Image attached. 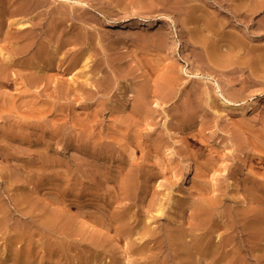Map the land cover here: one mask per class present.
Masks as SVG:
<instances>
[{
  "label": "rangeland",
  "instance_id": "1",
  "mask_svg": "<svg viewBox=\"0 0 264 264\" xmlns=\"http://www.w3.org/2000/svg\"><path fill=\"white\" fill-rule=\"evenodd\" d=\"M86 1H88L90 4L89 6H87L89 18L84 19L86 21V24L83 19H78V16L80 15L82 16V10H80L79 11L80 13L77 12L79 15L77 16V18H75L77 19V21L75 20L76 23L74 21L70 22L69 25L64 27V29H66L69 26L67 28V31L64 29L62 31V35L64 34L63 37L65 35L67 36L66 33L69 34L73 33L75 37H78L79 44L78 46H75V48L74 46H72V48H70L71 46H68V48H66V51L64 50L63 51L64 53L62 52L63 56L61 53V56L63 58L65 57V59L68 61L72 59L77 53L81 52L82 48L84 49L86 46L91 45L94 49L93 55L95 56V54L96 55L98 54L97 56L94 57L95 58L94 62H98L96 67L97 69L95 71L101 74V78L103 79L105 86L103 85L102 88L99 89V88H95L96 86L91 87L89 85H86L87 82L84 79L85 77L83 78V76L81 77V79L80 78L73 79L74 75L78 73L79 69L82 68V66H79L76 70H74V72H71L69 78H68V74L67 76L65 75L66 76L65 78V76L62 75L60 77L59 75L55 77L56 75L53 76L49 73L51 76H53L51 77V79L52 81L53 80L54 81L52 83L50 82L49 84L47 83L48 86L45 84L46 81L42 85L39 83H34L32 85H29L27 82V79L30 76V73H33V70H34V74L36 73L38 77L42 76L43 71H41L40 68L39 70L38 68H33L32 70H30L28 68L26 69V67H23L24 69L23 68L20 69L19 67L17 68L11 67L10 77L14 76L13 79L15 80V82L13 83L15 84L5 83V82L0 83V208L2 210L0 214V221L2 222L0 223V225L5 224V226L2 227L0 226L1 228L0 229V253H1L0 264H29L31 262L32 264H60V260L62 264L63 261L64 264H75L76 262H77L76 264H80L81 262L82 264H84V261L85 260L87 261V259L88 261L90 262L92 261V262L88 263L87 261L85 262V264H93V262L95 263L97 262L96 264H99L98 261L96 260L98 256V252H100L99 254H103L105 252L104 256L106 255L102 260L103 261L102 264L103 263L115 264L117 262L118 264H141V263L146 264L147 262H148L147 264H151V263L181 264L182 262L183 264L184 262L185 264H189V263L208 264V262L210 264L211 259H209L210 261L208 260L206 261L205 259L199 257V255L197 256L198 259L196 257L195 258L193 257L194 262L192 261V258L185 259V261H183L184 258H182L181 259L182 261H180V259L170 256L171 255L169 252L170 250H164L165 252L162 251V253L161 252L153 253L150 257L149 256L134 257L133 255L131 256L129 250L131 249L133 244L131 242L129 243L126 238L121 237L118 233H116L115 228L113 227L114 228L113 229L112 226L109 225L108 219L105 218V216L103 215L106 216L110 215V213L115 210L116 206H117L116 209H118L121 206L124 207L125 205L126 208L130 207L132 208L133 211L136 212L138 211V213L140 212L138 215L140 214L142 215L145 213L147 214L148 209L150 207L152 206L157 207L156 205H162L163 203L162 205L164 210L163 214H161V216L159 217L156 216L155 218L157 219L150 218L152 219V221L154 220L156 221L154 222V225L158 224L159 226L160 223H163L165 221L163 225L160 224L161 225L160 227L161 228L164 227L165 229L166 222L168 223L167 225H171V224L184 225L183 221H185V225L189 226L190 220L188 223L187 219H190L192 210H187L186 213L184 210L181 209L180 212L178 213L177 209L169 207L170 198L173 195V192L174 194H178L180 192L179 194L184 196V193L182 194V192L183 190L184 191L186 190V187H184L182 184L180 178L181 175H178L180 174V170H181V168L178 167H180V164L182 162V154L184 153V149L183 147H181L182 144L179 143L178 141H179V137L181 136V133H184L185 137L187 136L186 141L195 147L197 153L195 157V162H196L195 164H197L195 165L196 170L194 169V173L192 175L193 177L191 179V182L194 183L191 184L190 182V184L193 187L191 185L188 186V188L191 186V189L190 188L189 189L192 190L193 188L194 194L195 193L197 194L195 195L196 197L195 196L194 197L201 198L204 196L203 191L200 192V189L198 188L200 187L199 185H197V187L195 188L196 184L200 181L199 176L201 177L202 175L201 172L204 169L200 166L202 164L203 165L206 164V162H208V159L210 160V158L215 156L216 159L215 158L211 159L213 163L211 164V166H209L210 168L208 167V169L211 171L209 172L208 170L207 171L208 173L205 171L206 174L208 175V177L207 175L205 177L206 178L205 183L207 182L208 184L206 183L207 184L206 185L204 183L205 186H208L207 192H211V194H213V192L215 191L214 195L216 197L217 196L220 198L226 197L227 198V199L225 198L226 204H223L224 208H226L228 205L230 207L228 206L227 209L230 210L232 209V207L233 209L235 207V209L238 210L242 208L240 210L242 214V221H241L242 224L244 222L246 223V221L247 224L249 225L254 223L255 222L254 220L258 219L257 215L259 216V219L261 217L262 220H264V199L263 200L261 199L260 201H258L259 199H256L257 197L254 195V193L251 192L253 191L251 189L253 188L252 183H251V188H249L250 181H247V179L250 177L249 173L251 176L253 174V176H255L257 179L260 180L259 181L260 183L258 182L256 184V187L258 188V190H260L259 191L260 193L261 192L263 193L264 190L261 187V185L264 184V179H263L264 178V67H263L264 58L262 59L263 61H261L263 64L260 65V68L262 66L261 68L262 70L259 68L260 69L259 72L257 68L254 69L255 63H253L256 62L255 61L256 58L254 57L257 55L259 51L255 50V48H253L251 44V48L253 49L249 48L250 50L247 49L246 51H243V54L246 52V54L248 53L247 55L246 54L243 55L242 53L240 55V57H243L242 58L243 61L240 58V60L232 64L233 66L229 65L231 67L222 66V65L218 66L217 64L214 65V63H211L212 65L211 64L208 65V63L210 62L208 61L206 62V60H204L202 57V55H204V52H206L205 50L208 47L209 48L216 47L215 50H217L218 52L220 48V53H222L223 55H226V52L228 51V47L226 46L227 43L224 42L223 40L221 42L216 41L218 34L217 32L216 35L210 32V30L206 26V21L202 19H198L196 20L198 23L195 21V23H193L192 26L186 23V16L183 14L184 12L183 10L177 9L175 11L174 10L172 11L171 9L163 8V11L162 9L160 10L155 9V11L154 12L151 11L152 12L151 13L149 10L143 11L144 9H140L138 6L139 4H133V3L131 4L130 2L131 0H90V1L86 0ZM120 2L127 4V6H130V4L135 5L134 7L135 9L134 8L132 9L131 7L128 8L129 9L131 8L132 10L131 9L129 10L128 8L119 9L116 7V4ZM223 4L224 6L222 5L220 7V10L224 9L225 12L223 11L224 13L221 17L220 23L225 22L227 24L226 30L234 31L236 29L235 27L239 25L240 22H243V27L246 30L245 33H247L248 31L249 34L246 35L243 32L245 30L242 29L243 27L241 26L237 27L239 30L237 31L240 32L241 34L246 35L249 39H251V43L254 42L253 43L254 45H258V46L261 45L260 47L263 48L264 32L261 31L262 29L264 31V27H263L264 11L263 12L259 11L260 13L257 12L256 14L251 13L252 15L251 14L249 15L250 21L247 19L249 18V16L246 17L247 20L245 18H244L245 20L242 18L238 20L236 17V21H235V17L232 15V12L230 10H226L225 8L226 6H229L228 3L227 5L226 3ZM137 6L138 9H136ZM113 9L117 11V16L114 15L116 13L115 10ZM119 10L120 11L125 10V11L123 12L121 11L122 12L121 13ZM144 12H146V14ZM42 13L45 15L48 14L47 11H44ZM164 14L174 17L177 21L176 25H174L173 22L172 24H168V23L165 24L163 22L162 23L159 22L161 23L159 24V27L163 26L162 29L165 31L167 30L166 32H168L169 36L172 38V39L170 38L172 44H170L171 46L167 48L169 50H166V48L165 49L160 48L161 50L159 51V48L158 47L156 48L153 42L149 44L150 46L143 49L142 43L140 41H136L137 39L134 38L135 35L133 34L134 32H132L134 31L133 29L146 28L148 22H150L152 19L158 22L160 17ZM261 14L263 15L261 16ZM230 15L232 17H230ZM260 17H262L261 18L262 20L259 19ZM231 21L233 23L237 22L239 24L236 23V25H233ZM258 22L260 23L261 26L259 25ZM103 23L104 25H102ZM183 23H186L187 25ZM195 25L196 27H194ZM190 26L192 29L188 28ZM239 27H241V29ZM191 30L192 31L194 30L195 32L199 31L197 32V36L199 40L198 44L197 43L193 44L195 43L194 40L189 39V36L191 38L190 35ZM255 31L256 33L257 32L258 33L256 34ZM46 33H43V37L46 36V39L49 40L50 37L48 38V36L50 35H48V33L46 35ZM203 33L205 36L203 35ZM209 34L211 35L208 37ZM96 35L98 38H96ZM215 36L217 37L215 38ZM200 39L202 41H200ZM204 39L206 41H204ZM97 40L99 42H97ZM88 41L90 42L89 43L90 45L88 44ZM95 44L96 46H94ZM222 48L225 51H223ZM74 50L76 51V54ZM136 52L138 54H136ZM201 52L202 54H200ZM72 53L74 54V56H72L73 55ZM68 56L69 57L72 56V57L69 58ZM191 58H193V60H191ZM194 61L197 64H195ZM248 61L252 64L250 63L247 64ZM202 63H203V67H202ZM172 64H176V66L180 69L181 75L184 77V81L186 80V83H184L183 81L180 84L176 94L172 98L162 102L159 101L157 96H154V90L156 88L155 85H157V82H159L161 79L162 68L165 65H166L165 67H168ZM199 64H201L199 70L201 71V73L196 75V72L198 71L197 68H199L197 65ZM241 64L244 66H242ZM234 65H236L238 70ZM119 66H122V71L118 70ZM206 66L208 68H206ZM115 67L117 70L115 69ZM206 70H211L217 75L221 85L220 87L219 84H217L216 82L207 80L205 78L204 75L205 73L203 72ZM18 71L21 72L23 71V72L20 73ZM25 71L26 72L29 71V73H25ZM38 71L40 72V74ZM12 72L15 73V75H13ZM21 74H23L22 75L23 77L22 76L20 77ZM116 75H118L120 80H122L119 82V84L113 80ZM194 75L197 77H193ZM260 77L263 79L260 80L259 79ZM64 79H69V80L71 79L72 89L69 90L68 88L63 87L64 85L62 84V80ZM194 79H200V82H198L199 86L198 88L195 89L193 87L194 86L193 84L195 82ZM127 80L132 82V85L129 86L127 84L128 83ZM109 81L110 84L108 83ZM117 85H119L118 86L119 89H117ZM142 85H146L148 89H151L150 91L153 93V95L151 94V98L149 99L150 100L149 103L151 107L149 116L138 117L134 115V112L132 111L133 109L132 107H130V103L133 100L134 95L138 93L139 87H141ZM17 87H20L21 89ZM61 87L65 89H62ZM121 87L123 88L122 91L120 89ZM222 94L230 99H233L234 102L242 103L245 106L249 105V103H251L253 100L256 99L262 100L261 101L262 103L260 104L257 110L249 111L245 115L239 117L234 116L232 118H225L220 115V113L225 111V107H226V104L223 102L224 97ZM1 95H3V99ZM116 100H118V102ZM230 105H232L233 107H237V105H235L234 103H231ZM186 116L187 118L185 121L184 118ZM190 127L192 130L190 129ZM183 128L185 132L183 131ZM188 129H190L191 131ZM196 132L199 133L201 137ZM203 136L204 139L207 138V140H209L211 143L208 142L206 139L205 141L203 139ZM125 137L128 138L130 137L132 139V142L134 143H130V144L128 143L122 146L120 142L124 143ZM69 141H71V145L67 144ZM128 145L131 146L128 147ZM246 147H248L249 151H251V153L253 152L254 155L250 153L251 157L253 156L252 157L253 160L251 158L250 166L245 167L242 166L241 161L243 155L246 153L247 150ZM138 148L140 150H137ZM173 148L174 151L176 150L175 151L176 159L174 158L173 160L174 162L169 161V159H167L168 158L167 151ZM126 149L127 151H124ZM112 151H114V153H112ZM148 152L151 153L148 154ZM46 153H48L51 156L50 161H48L49 163L46 161L43 162ZM134 154L139 160L138 162L137 159L134 158L135 157ZM147 154L148 156H146ZM126 157L127 159L130 160L134 159V162L137 163L134 166L130 165L128 161H125ZM206 157H208V159ZM56 161H59L60 163ZM120 161L121 163L118 164V162ZM123 162H125L124 165H122ZM140 163L143 168H141ZM147 163L148 165H146ZM169 163H171V165ZM149 165L150 168H148ZM34 166H39V167H34ZM167 167H169L170 169H167ZM144 168H147L148 170ZM157 168L160 170H158ZM164 168H166V170ZM175 168H178V170L177 169L175 170ZM143 169L145 172L150 171V173H152L153 170H155L154 171L155 174L158 172L159 173L157 174V176L153 175L154 178L152 179L151 183H147L146 181H144L146 183L145 184L143 183L142 179L144 178L143 180H147L148 177L146 176H150L151 174L150 173L148 174V172L147 173L143 172ZM103 170L104 172H102ZM244 170L246 171L244 172ZM239 172H241L240 175L242 174L241 176H243L244 182L247 181L246 183H244V187H247V190L245 192L246 198H244L245 200L243 199L244 201L242 199L238 200L235 196H233V192L231 191L232 189L230 188L231 180L233 179L234 175ZM33 173L35 175H33ZM64 173H66V175ZM130 173H134L136 176H139L136 183L137 188L136 187L134 188V190L129 195V197H125L122 193H120V189H119L121 184L120 182H122L123 178ZM61 174L63 175V177ZM145 174L146 176L144 177ZM102 175H104L105 177ZM196 176H198V180ZM259 176H261L262 178ZM53 181L55 183H53ZM104 182L106 183L102 184ZM51 184L53 185L56 184V185L52 186ZM62 184H64L65 186ZM61 185L62 187H60ZM145 186L148 188H146ZM90 189H92L94 192L91 191ZM196 189H198L199 191L198 192L195 191ZM209 189L213 190V192L210 191ZM99 190L102 192H100ZM27 193H29L28 195L30 196L32 195L31 196L32 200L30 201V203L33 208L37 209L36 212L40 211L39 214L40 215L42 214L41 217L45 223H46L45 218L51 219L52 218L51 216H53V218L54 217L60 218V216H62L60 218L61 220L58 221L57 219V222L55 224L58 230L56 229V226L48 227L47 223H46L47 225H45L46 227L42 224H41L42 227L41 225L38 226L40 223H43V221L37 222L35 218H33V216H31L30 218L29 216H25L22 213H20V208H21L20 205L22 204L18 203L19 201L18 202L15 201L14 198L18 196L19 198H22L21 194L27 195ZM164 193H166L165 196ZM231 196L233 197L231 198ZM235 199H237L238 201ZM34 200L38 203L33 204ZM126 201L127 203L125 204L124 202ZM228 201L230 202L228 203ZM236 201L238 203H236ZM232 202H235L234 206H231L233 205ZM261 202L263 203V205ZM112 204H113V208H112ZM235 205H237L238 207H236ZM261 205L263 206V208ZM4 206L6 207V209ZM64 206H66L64 208L65 212L64 209L62 208ZM3 209H5L4 210L5 214L8 212L9 214L5 215L3 213ZM53 209H56L57 212L56 210ZM59 209H62L63 211ZM108 209L110 210L113 209V210L110 211ZM11 210H13V212ZM174 211L177 212L178 214L174 213ZM2 213L5 216L2 215ZM61 213L64 214L65 217ZM254 213L257 214L255 215ZM58 214L60 216H58ZM149 214L151 216V213ZM185 214L187 217L185 216ZM250 216L252 219L251 221L249 220ZM6 217L8 219H6ZM11 217L12 218L16 217V218L12 219ZM27 217L30 218L31 222L29 221V219L26 220ZM253 217H255L256 219H254ZM3 218H5L4 219L5 222L3 221ZM9 218L11 219L9 220ZM63 218L64 219L67 218L68 220L71 221L70 224L71 226L69 225L71 227V230H73L74 232L78 231L79 234L76 233L75 234L76 237L69 235L68 233L69 226L66 227L67 223L66 221H63ZM172 218H174L175 220H173ZM32 220H34L33 221L34 223H32ZM103 222H105L106 224L105 223L103 224ZM132 222L136 223L137 221L134 222L133 220ZM57 224H59L60 226ZM61 225L64 226L65 228H62ZM44 227L47 228L45 230V233L44 230L42 232V229H45ZM72 227L77 229L74 230V228ZM26 229L28 231H25ZM54 229L57 231H55ZM82 230L84 232H82ZM222 230L224 231L223 228L219 230L220 234ZM85 233L88 235H86ZM26 234L29 237L28 236L25 238L22 237V236H26ZM83 234H85V236ZM101 236H102L101 238L102 241H100V238H98ZM119 237L122 239H120ZM23 240L25 241L23 242ZM69 240L72 242H70ZM104 240L106 241L104 242ZM95 242H100V243L103 242L102 247L98 248L97 246H95ZM62 243L65 244L63 246L67 249V252L70 253L69 255L67 254L65 248L62 246ZM58 244L61 246V248L59 247L60 249L58 247H55ZM104 244H106V246ZM52 246L56 249H54ZM71 246L74 247V249L71 248ZM89 247L91 250L89 249ZM96 249L98 251L97 253L95 252L96 254H94V250L96 251ZM125 249H127L128 252L125 251ZM55 250H57L59 254ZM99 250H101L102 252ZM25 254H28V257L30 256L32 257V258L30 257L31 260L28 263L27 261L25 262L23 260ZM57 255L58 256L60 255V257H57ZM167 256H170L171 258L170 257L168 258ZM64 258L66 259L64 260ZM78 259L80 262L78 261ZM195 260L196 262L197 261L199 262L195 263ZM162 261H164L165 263L164 262L162 263ZM255 261L252 260V263H254ZM256 263L258 264L259 262L257 261L254 264Z\"/></svg>",
  "mask_w": 264,
  "mask_h": 264
},
{
  "label": "bare ground",
  "instance_id": "2",
  "mask_svg": "<svg viewBox=\"0 0 264 264\" xmlns=\"http://www.w3.org/2000/svg\"><path fill=\"white\" fill-rule=\"evenodd\" d=\"M90 1V0H89ZM237 1V2H236ZM131 4H139V8L140 9H144L143 11H147L149 10L150 12L151 11H155V9H162L163 11V8L164 9H171L172 11L174 10H183V14L186 16V23H188L189 25H192L193 26V23H195L196 20L198 19H202L204 21H206V26L207 28L210 30V32L214 33L216 35V32L218 34V37L215 36V38L217 37V42H221L222 40L224 42H226V46L228 47V51L226 52V55H223L222 53H220V48H219V52L216 49V47H212V48H207L204 52V55H202L203 59L206 60V62H210L208 63V65H210L211 63H214L217 64L218 66L219 65H222V66H229V65H232L233 63H236L238 60H241L243 61V57H240L241 53L243 54V51H246L247 49H253L255 48V50H258L259 52L257 53V55L255 56V53H254V58H256V62H253L255 63L254 64V69L257 68L258 71L262 68H260V65L263 64L261 61H263L262 59L264 58V50L262 47H260L261 45H254L252 42L251 43V39H249L246 35H248V31L247 33L246 30L244 29L243 27V22H240L237 23V22H232L233 25H237L235 28L234 31H227L226 28H227V24L224 22V23H220V20H221V17L223 15V13L225 12L224 9L223 10H220V7L224 4L223 3H228L229 6H226V10H230L232 12V15L235 17V21H236V17L237 19H246V17H248L251 13H257L259 11H264V0H131L130 1ZM235 2V3H233ZM130 6H127V4H124L123 2H120V3H117L116 4V7L119 8V9H127L128 7H131L132 9L135 7V5H131ZM89 2L86 1V0H0V83H13L15 82V80L13 79L14 76L10 77V70H11V67L13 68H17L19 67L20 69L23 68V67H26V69H30L32 70L33 68H40L41 71H43V74L42 76H39V77L36 75V73L34 74V70H33V73H30V76L28 77L27 79V82L29 85H32L34 83H39V84H44L45 81H46V85L47 83L49 84L50 82L52 83V79L51 77L55 76L57 77V75H59V77L62 75V76H67L68 74V78H69V75L71 72H74V70H76L79 66H82V68L79 69L78 73L76 75H74V78L73 79H81V77L83 76V78L86 80L87 84L86 85H89V86H96L95 88H102V86L104 84V81L103 79L101 78V74L97 71H95L97 68V63L98 62H94V57L97 56L95 54V56L93 55V47L89 44L91 42L88 41V44L90 46H86L84 49L82 48L81 52L77 53L76 54V51H75V56L74 54L72 56H74L72 59L70 60H66L65 57L63 58V51L65 50L66 51V48H68V46H71L70 48H72V46H78V37H75L73 33H66L67 36L65 35L63 37L62 35V31L64 29V27H66L67 25H69L70 22H75V20L77 21V16L79 15L77 12H79L80 10H82V16H78V19H86V18H89L88 16V10H87V6H89ZM138 6L136 9H138ZM130 8V9H131ZM224 8V7H223ZM89 9V8H88ZM129 9V8H128ZM129 9V10H130ZM131 9V10H132ZM135 9V8H134ZM139 9V10H140ZM115 10V9H113ZM111 10V11H113ZM170 10V11H171ZM44 11H47V15L43 14L42 12ZM120 11V10H119ZM118 11V13H119ZM122 12L125 11V10H121ZM120 11V12H121ZM127 11V10H126ZM135 11V10H133ZM148 11V12H149ZM166 11V10H165ZM224 11V12H223ZM121 12V13H122ZM130 12V11H129ZM128 12V13H129ZM161 12V11H159ZM227 12V11H226ZM80 13V12H79ZM109 13V12H108ZM113 13V12H111ZM110 13V14H111ZM115 13L114 14L115 16H117V11L115 10ZM127 13V12H126ZM146 14V12H144ZM152 13V12H151ZM158 13V12H157ZM260 13V12H259ZM109 14V16H110ZM148 14V13H147ZM264 14V13H263ZM261 14V16L263 15ZM125 15V14H124ZM131 15V14H130ZM226 15V14H225ZM252 15V14H251ZM114 16V17H115ZM121 16V15H120ZM119 16V17H120ZM184 16V17H185ZM229 16V15H228ZM95 17V16H93ZM149 17V16H148ZM230 17H232L230 15ZM254 17V16H253ZM97 18V17H96ZM110 18V17H109ZM112 18H113V15H112ZM118 18V17H117ZM123 18V17H122ZM156 18V17H155ZM258 18V17H257ZM262 17H260L259 19H261ZM91 19H92V16H91ZM99 19V18H98ZM111 19V18H110ZM116 19V18H114ZM244 19V20H245ZM249 21H250V16L249 18H247ZM246 19V20H247ZM89 20V19H88ZM95 20V19H94ZM153 20V19H152ZM150 21L148 22V25L146 28H143V29H133L134 32L133 34L135 35L134 38H136L137 40L136 41H140L143 45V49L144 48H147L148 46H150L149 44H151V42L154 43V46L157 48H159V51L161 50L160 48H166V50H169L167 48H169L172 44V41H170V36L168 34V32H166L165 30L162 29V27H159V24H161L162 22L163 23H168V24H172V22L174 23V25L177 24V21L174 17H171L169 15H162L159 19L158 22H156V20H153V21ZM243 20V21H244ZM262 20V19H261ZM145 21V20H144ZM185 21V19H184ZM247 21V22H249ZM260 21V20H259ZM85 24H86V21L84 20ZM89 22V21H88ZM92 22V21H90ZM94 22V21H93ZM141 22V21H140ZM147 22V21H146ZM161 22V23H159ZM197 22V21H196ZM246 22V21H245ZM76 23V22H75ZM95 23V22H94ZM186 23H183V24H186ZM198 23V22H197ZM204 23V22H203ZM256 23V22H255ZM259 23V22H258ZM91 24V23H89ZM115 24V23H114ZM127 24V23H126ZM125 24V25H126ZM205 24V23H204ZM248 24V23H246ZM104 25V23L102 24ZM136 25V24H135ZM134 25V26H135ZM142 25V24H141ZM187 25V24H186ZM188 25V26H189ZM260 25V23H259ZM264 25V24H263ZM262 25V26H263ZM74 26V25H73ZM116 26V25H115ZM133 26V27H134ZM165 26V25H164ZM238 26H241L243 27L242 29H244L245 31H243L246 35L244 34H241L240 32H238ZM257 26V25H256ZM261 26V25H260ZM46 27V28H45ZM69 27V26H68ZM67 27V28H68ZM139 27V26H138ZM185 27V26H184ZM196 27V25L194 26ZM225 27V28H224ZM241 27H239L241 29ZM264 27V26H263ZM67 28L64 29L67 31ZM168 28V27H167ZM166 28V29H167ZM170 28V27H169ZM188 28H191L188 27ZM187 28V29H188ZM255 28V27H254ZM259 28V27H258ZM74 29V28H73ZM174 29V28H173ZM192 29V28H191ZM201 29V27H200ZM199 29V30H200ZM206 29V28H205ZM252 29V28H250ZM262 29V27H261ZM72 30V29H71ZM76 30V29H75ZM189 30V29H188ZM238 30V31H237ZM255 30V29H254ZM48 33V38L50 37L49 40L46 39V36L43 37V33ZM64 31V32H66ZM74 31V30H73ZM88 31V30H87ZM177 31V30H176ZM202 31V30H201ZM205 31V30H204ZM207 31V30H206ZM252 31V30H251ZM256 31H257V28H256ZM255 31V33H256ZM259 31V30H258ZM69 32V31H68ZM72 32V31H71ZM131 32V33H132ZM172 32V31H171ZM199 32V31H197ZM197 32H195L194 30L192 31L191 30V38L189 36V39H193L195 43L193 44H198L199 40H198V36H197ZM242 32V33H243ZM261 32H264L263 29ZM46 33V35H47ZM75 33V32H74ZM209 33V32H208ZM207 33V34H208ZM254 33V32H253ZM258 33V32H257ZM256 33V34H257ZM100 34V33H99ZM132 34V35H133ZM201 34V33H200ZM262 34V33H261ZM204 35V33H203ZM211 34L208 35V37L210 36ZM81 36V35H79ZM205 36V35H204ZM207 36V35H206ZM264 36V35H263ZM253 37V36H252ZM90 38V37H89ZM96 38L97 35H96ZM205 38V37H204ZM212 38V37H211ZM214 38V36H213ZM172 39V38H171ZM175 39V38H174ZM202 39V38H201ZM200 39V41H202ZM81 40V39H80ZM102 40V39H101ZM213 40V39H212ZM96 41V39H95ZM204 41H206L204 39ZM253 41V40H252ZM81 42V41H80ZM84 42V41H83ZM94 42V41H93ZM97 42H99L97 40ZM216 42V43H217ZM82 43V42H81ZM95 43V42H94ZM174 43V42H173ZM207 43V42H206ZM214 43V41H213ZM97 44V43H96ZM96 44L94 46H96ZM205 44V42H204ZM202 44V45H204ZM223 44V43H222ZM251 44H252V47L251 48ZM140 45V44H139ZM153 45V44H152ZM174 45V44H173ZM179 45V44H178ZM189 45V44H188ZM201 45V44H200ZM211 45V44H209ZM219 45V44H218ZM141 46V45H140ZM217 46V45H216ZM223 46V45H222ZM221 47V45H220ZM97 48V47H96ZM141 48V47H140ZM141 48V49H142ZM174 48V47H173ZM177 48V47H176ZM175 48V49H176ZM224 48V47H223ZM222 48V50H223ZM173 49V50H175ZM205 49V48H204ZM226 49V48H225ZM249 49V50H250ZM70 50V49H69ZM172 50V49H171ZM202 50V49H200ZM79 51V49H78ZM97 51V50H95ZM225 51V50H223ZM63 52V53H62ZM72 52V50H71ZM174 52V51H173ZM172 52V53H173ZM198 52V51H197ZM249 52V51H248ZM255 52V51H254ZM61 53H62V56H61ZM136 54H138L136 52ZM202 54V52L200 53ZM246 54V52L244 53ZM243 54V55H244ZM248 54V53H247ZM246 54V55H247ZM252 54V53H251ZM66 55V54H64ZM199 55V54H198ZM253 55V54H252ZM71 56V57H72ZM251 56V55H250ZM69 57V56H68ZM69 57V58H71ZM197 57H200V56H197ZM67 58V57H66ZM65 59V60H64ZM202 59V60H203ZM253 59V58H252ZM119 60V59H118ZM121 60V59H120ZM191 60H193V58H191ZM247 60V59H246ZM96 61V60H95ZM195 62V61H194ZM245 62V61H244ZM239 63V62H238ZM250 63L249 61L247 62V64ZM195 64H197L195 62ZM252 64V63H250ZM206 65V64H205ZM212 65V64H211ZM242 65V64H241ZM166 66V65H165ZM163 67L162 68V72H161V79L159 82H157V85L155 90H154V96H157V98L159 99V101H166L170 98H172L180 84L184 81V77L181 75V71L180 69L176 66V64H172L168 67ZM199 68L198 71L196 72V75H198L199 73H201L200 70V66L201 64L197 65ZM233 66V65H232ZM236 67V65H234ZM244 66V65H242ZM202 67H203V63H202ZM201 67V68H202ZM231 67V66H229ZM228 67V68H229ZM247 67V65H246ZM245 67V68H246ZM249 67V66H248ZM251 67V66H250ZM253 67V66H252ZM264 67V66H263ZM100 68V67H99ZM206 68H208L206 66ZM223 68V67H222ZM241 68V67H240ZM243 68V67H242ZM260 68V69H259ZM24 69V68H23ZM116 69V67H115ZM205 69V67H204ZM203 69V70H204ZM233 69V68H232ZM237 69V67H236ZM247 69V68H246ZM256 69V70H257ZM16 70V69H15ZM117 70V69H116ZM119 71H122V66H119L118 68ZM234 70V69H233ZM238 70V69H237ZM262 70V69H261ZM13 71V70H12ZM96 73H95V72ZM99 71V70H98ZM101 71V70H100ZM235 71V70H234ZM254 71V70H252ZM20 73H22L21 71H18ZM32 72V71H31ZM37 72V71H36ZM39 72V71H38ZM260 72V71H259ZM258 72V73H259ZM263 72V71H262ZM261 72V73H262ZM13 73V72H12ZM19 73V74H20ZM25 73H29L25 71ZM53 75V76H51ZM117 73V72H116ZM203 73H205V78L207 80H211V81H214L216 82L217 84H219V87L221 86L220 85V82H219V79L217 77V75L212 72L211 70H206L204 71ZM18 74V75H19ZM40 74V72H39ZM118 74V73H117ZM254 74V73H253ZM256 74V73H255ZM13 75H15V73H13ZM23 74L20 75V77L22 76ZM25 75V74H24ZM263 75V74H262ZM65 76V78H66ZM23 77V76H22ZM26 77V76H25ZM193 77H197V76H193ZM263 77V76H262ZM12 78V79H11ZM62 78V77H61ZM60 78V80H61ZM64 78V77H63ZM82 78V79H83ZM18 79V78H16ZM55 79V78H54ZM257 79V78H256ZM260 80H262L263 78H259ZM59 80V79H58ZM57 80V81H58ZM115 82H117L119 84L120 81V78L118 77V75H116L113 79ZM259 80V81H260ZM12 81V82H10ZM25 81V80H24ZM82 81V80H81ZM125 81V80H124ZM128 81V80H127ZM194 89L195 88H198L199 86V83L200 82V79H194ZM17 82V81H16ZM60 82V81H59ZM76 82V81H74ZM19 83V82H18ZM17 83V84H18ZM24 83V82H23ZM110 84V81L108 82ZM184 83H186V80L184 81ZM15 84V83H13ZM16 84V85H17ZM27 84V83H26ZM61 84V83H60ZM62 84L64 85L63 87H66L68 88L69 90L72 89V82H71V79H64L62 80ZM61 84V85H62ZM84 84V83H83ZM81 84V85H83ZM129 86L132 85V82L128 81L127 83ZM25 85V84H23ZM37 85V84H35ZM79 85V84H78ZM77 85V86H78ZM48 86V85H47ZM46 86V87H47ZM119 85H117V89H119L118 87ZM22 87V86H21ZM27 87V86H26ZM17 88H20V87H17ZM62 88V87H61ZM87 88V87H86ZM89 88V87H88ZM21 89V88H20ZM29 89V88H28ZM62 89H65V88H62ZM74 89V88H73ZM85 89V88H84ZM121 91H122V87L120 88ZM45 90V88H44ZM98 90V89H97ZM151 89H148V87L146 85H142L141 87H139V90H138V93L134 95L133 97V100L131 101L130 103V107H132V111L134 112V115L135 116H149V113H150V103H149V99L151 98V94L153 95V93L150 91ZM29 91V90H28ZM91 91V90H90ZM153 91V90H152ZM223 95V94H222ZM2 96V99H3V95ZM224 103L226 104V107H225V111H223L222 113H220V115L222 117H225V118H232L234 116H242V115H245L246 113H248L249 111H253V110H257L260 106V104L262 103L260 99H256V100H253L251 103H249V105L245 106L243 105L242 103H239V102H234L233 99H230L226 96H224ZM5 98V97H4ZM2 101V100H1ZM7 101V100H5ZM4 101V102H5ZM118 102V100H116ZM10 103V102H9ZM8 103V104H9ZM231 103H234L235 105H237V107H233L232 105H230ZM5 104V103H4ZM13 104V103H12ZM128 104V102H127ZM7 105V104H6ZM6 107V106H5ZM30 108V107H29ZM32 109V108H31ZM37 109V108H36ZM39 109V108H38ZM33 110V109H32ZM31 110V111H32ZM42 111V110H40ZM138 112V113H137ZM186 118L187 116L184 118V120L186 121ZM184 121V122H185ZM189 121V120H187ZM192 121V120H191ZM183 123V122H181ZM189 124V123H188ZM194 126V125H193ZM183 127V125H182ZM191 129V127H190ZM188 129V130H190ZM196 129V128H195ZM192 130V129H191ZM190 130V131H191ZM183 131H184V128H183ZM187 131V130H186ZM185 132V131H184ZM195 132V130H194ZM190 133V132H189ZM197 133V132H196ZM199 135V133H197ZM201 134V133H200ZM196 136V135H195ZM200 136V135H199ZM207 136V135H206ZM167 137H168V134H167ZM201 137V136H200ZM64 139V138H63ZM125 142L122 143L120 142V144L122 146H124V144H130V143H134L132 142V139L129 137H125ZM169 139V138H168ZM203 139H204V136H203ZM207 140V138H205ZM204 139V140H205ZM246 139V138H245ZM62 140V139H61ZM187 136L185 137V134L184 133H181V136L179 137V143H181V147H183L184 149V153L182 154V162L180 164V167L178 168H181L180 170V174L178 175H181L180 178H181V181H182V184L184 187H186V190L184 191V187H183V192L182 194L184 193V196L181 195V194H174L173 192V195L171 196L170 198V202H169V207L170 208H175L177 209V212L179 213L180 210H184L185 212L187 210H192V213L190 215V219H187L188 223H189V220H190V224L189 226H186L185 225V221H183L184 225L183 224H179L177 225L175 222L176 225L174 224H170L171 225H167L168 223L166 222V228L164 229V227H160L163 223H160L159 226L158 224H155L154 225V222H156L155 220L152 221V219L150 218H155L156 216L159 217L161 216V214H163L164 210H163V203L162 205H156L157 207H150L148 209V213L146 214H140L138 215V211H133L132 208H126V205L124 207H120L118 209L117 206L115 208V210L113 212L110 213V215H103L105 216V218L108 219L109 221V225L112 226V228L114 227L115 230H116V233H118L121 237H124L127 239V241L130 243L133 244V248L131 247V249L129 250L130 252V255L132 256H140V257H150L153 253H162V251L164 250H170V256H173V257H176L178 259H180V261H182L181 259H183V261H185V259H189V258H192V261L194 260L193 257L197 258V256L199 255V257L205 259L206 261H210L209 259H211V263L210 264H254L255 262H261L260 264H264V220H262V218L260 217L259 219V216L257 215V220H254L255 222L252 223V224H247V221L246 223L244 222L243 224L241 223L242 221V214L240 212V210L238 209H227V206L226 208L223 207V204H226V197H223V198H220V197H216L214 195V192L213 190H210L213 192V194H211V192H207V188L208 186H205V180H206V172L209 170L208 167L211 166V164L213 163L211 161V159H214V157L210 158V160L208 159V157H206L208 159V162H206V164H202L200 167L204 168L203 169V173L201 172V177L199 176L200 178V183L196 182V186L195 188L197 187V185H199L200 187H198L200 189V192L203 191L204 193V196H203V193H202V196L201 198H195L197 195L196 193L194 194V189L192 188L191 189V184H193L191 182V179H192V175L194 173V169L196 170L195 168V157H196V149L195 147L188 143L187 141ZM205 140V141H206ZM67 141V140H66ZM208 142H210L209 140H207ZM59 142V141H58ZM57 142V143H58ZM204 142V141H203ZM207 142V143H208ZM211 143V142H210ZM59 144V143H58ZM67 144L71 145V141H69ZM73 144V143H72ZM54 145V144H53ZM68 145V146H69ZM178 145V144H177ZM209 145V144H208ZM52 146V145H51ZM126 146V145H125ZM131 146V145H128V147ZM134 146V145H133ZM137 146V145H136ZM127 147V148H128ZM141 147V146H140ZM157 147V146H156ZM247 150H246V153L243 155L242 157V166H250V161H251V154H253V152L251 153V151H249L248 147H246ZM149 149V148H148ZM161 149V147H160ZM159 149V150H160ZM178 149V148H177ZM180 149V147H179ZM114 150V149H113ZM117 150V149H116ZM115 150V151H116ZM133 150V149H132ZM137 150H140L139 148ZM143 150V149H142ZM124 151H127L124 150ZM131 151V150H130ZM149 151V150H148ZM176 151V150H175ZM174 151V148L173 149H170L169 151H167V156L169 159V161H173L174 158L176 159V152ZM180 151V150H179ZM134 152V151H132ZM137 152V151H136ZM181 152V151H180ZM110 153V152H109ZM108 153V154H109ZM112 153H114V151H112ZM127 153V152H126ZM146 153V152H145ZM144 153V155H145ZM151 153V152H150ZM148 152V154H150ZM178 153V152H177ZM251 153V154H250ZM136 154V153H135ZM134 154V156H135ZM148 154L146 156H148ZM143 155V154H142ZM141 155V156H142ZM213 155V154H212ZM254 155V154H253ZM133 156V155H132ZM151 156V155H150ZM211 156V155H210ZM51 156L46 153V156H44V161L48 162L50 161V158ZM53 157V156H52ZM112 157V156H111ZM140 157V156H139ZM144 157V156H143ZM101 158V157H99ZM134 158L137 159V157L135 156ZM142 158V157H141ZM54 159V158H53ZM52 159V160H53ZM149 159V158H148ZM147 159V160H148ZM206 159V160H207ZM216 159V158H215ZM124 160V159H122ZM253 160V158H252ZM116 161V160H115ZM119 161V160H118ZM125 161H128V163H130V165H135L139 160L137 159V162L135 163L134 162V159L130 160V159H127V157L125 158ZM168 161V160H167ZM45 162V163H46ZM56 162H59V161H56ZM63 162V161H62ZM174 162V161H173ZM49 163V162H48ZM47 163V164H48ZM60 163V162H59ZM117 163V162H116ZM121 163L118 162V164ZM125 162L122 163V165H124ZM142 163V162H141ZM140 163V165H141ZM146 163V162H145ZM149 163V162H148ZM148 163L146 165H148ZM172 163V162H171ZM171 163H169L171 165ZM204 163V161H203ZM217 163V162H215ZM144 164V163H143ZM161 164V163H160ZM39 165V164H37ZM51 165V164H50ZM101 165V164H100ZM126 165V164H125ZM159 165V164H158ZM168 165V164H167ZM179 165V164H178ZM200 165V164H199ZM41 166V165H39ZM39 166H34V167H39ZM121 166V165H120ZM138 166V165H137ZM43 167V166H42ZM40 167V168H42ZM53 167V166H52ZM69 167V166H68ZM136 167V166H135ZM134 167V168H135ZM139 167V166H138ZM145 167V166H144ZM147 167V166H146ZM163 167V165H162ZM166 167V166H165ZM197 167V166H196ZM199 167V166H198ZM32 168V167H31ZM30 168V169H31ZM39 168V169H40ZM97 168V167H96ZM105 168V167H104ZM108 168V167H107ZM120 168V167H118ZM117 168V169H118ZM141 168L142 165H141ZM150 168V165L149 167ZM154 168V167H152ZM151 168V169H152ZM161 168V166H160ZM178 168H175V170ZM201 168V169H202ZM210 168V167H209ZM212 168V167H211ZM214 168V167H213ZM238 168V167H237ZM248 168V167H247ZM35 169V168H34ZM38 169V170H39ZM103 169V168H102ZM131 169V168H130ZM144 169H147V168H144ZM143 169V172H145ZM156 169V168H155ZM158 169V168H157ZM166 170V168H164ZM167 169H170L169 167H167ZM172 169V168H171ZM199 169V168H198ZM242 169V167H241ZM244 169V168H243ZM18 170V169H17ZM37 170V171H38ZM99 170V169H98ZM119 170V169H118ZM122 170V169H121ZM127 170V168H126ZM142 170V169H141ZM148 170V169H147ZM150 170V169H149ZM160 170V169H158ZM247 170V169H246ZM244 170V172L246 171ZM19 171H20V168H19ZM30 171V170H29ZM34 171V170H33ZM138 171V170H137ZM136 171V172H137ZM155 170H153L152 173H150V171H146L145 173L148 172V174L150 173L151 175L150 176H146V174L144 175V177H148L145 178L147 180H143V183H145L144 181H146L147 183H151L152 179L154 178L153 175L157 176V174L159 173H156L154 172ZM164 171V170H163ZM171 171V170H170ZM206 171V172H205ZM211 170H209L210 172ZM237 171V170H236ZM234 171V172H236ZM239 171H242V170H239ZM253 171V170H252ZM35 172V171H34ZM51 172V171H50ZM49 172V173H50ZM64 172V170H63ZM66 172V171H65ZM69 172V171H68ZM101 172V171H100ZM104 172V170L102 171ZM125 172V171H124ZM161 172V171H160ZM165 172V171H164ZM250 172V171H248ZM20 173V172H19ZM22 173V172H21ZM36 173V172H35ZM38 173V172H37ZM48 173V174H49ZM110 173V172H108ZM122 173V172H121ZM141 173V172H140ZM173 173V172H172ZM175 173V172H174ZM208 173V172H207ZM241 172L239 173H236L233 177V179L231 180V191L233 192V196H235L238 200L240 199H244L246 198L245 196V192L247 190V187H244V183H246L247 181H250V187L251 188V183H252V187L251 188L253 191H251L252 193H254V195L257 197H255L256 199H259L258 201H260L261 199L263 200L264 199V191L263 193L259 192L260 190H258V188L256 187V184L260 181L259 179H257L255 176H252L250 175L249 173V178L247 179L246 182H244V179H243V176L240 175ZM39 174V173H38ZM51 174V173H50ZM58 174V173H57ZM63 174V173H62ZM61 174V175H62ZM66 175V173H64ZM120 174V173H119ZM118 174V175H119ZM142 174V173H141ZM257 174V173H256ZM33 175H35L33 173ZM64 175V176H65ZM107 175V174H106ZM109 175V174H108ZM116 175V174H115ZM138 175V174H137ZM160 175V174H159ZM162 175V173H161ZM260 175V174H259ZM69 176V175H68ZM104 176V175H102ZM110 176V175H109ZM122 176V175H121ZM63 177V175H62ZM70 177V176H69ZM68 177V178H69ZM105 177V176H104ZM197 177V180H198V176ZM208 177V175H207ZM245 177V176H244ZM261 177V176H259ZM115 178V177H114ZM139 178V176H136L134 173H130V174H127L126 177L123 178L122 182H120V193H122L125 197H129V195L132 193V191L134 190V188L136 187V183H137V179ZM262 178V177H261ZM72 179V178H71ZM107 179V177H106ZM179 179V178H178ZM264 179V178H263ZM64 180H65V177H64ZM67 180V178H66ZM202 181V183H201ZM208 181V180H207ZM69 182V181H68ZM72 182V181H71ZM102 182V181H101ZM139 182V181H138ZM191 182V184H190ZM53 183H55L53 181ZM62 183V182H60ZM65 183V182H64ZM98 183V182H96ZM106 182L102 183V184H105ZM117 183V182H116ZM141 183V181H140ZM205 183V184H204ZM210 183V182H209ZM249 183V182H248ZM260 183V182H259ZM47 184V183H46ZM108 184V183H107ZM119 184V183H118ZM146 184V183H145ZM143 184V185H145ZM208 184V183H207ZM206 184V185H207ZM52 186L56 185V184H51ZM64 185V184H62ZM62 185L60 187H62ZM138 185V184H137ZM191 185L189 188L188 186ZM249 185V184H247ZM245 185V186H247ZM49 186V185H48ZM47 186V187H48ZM50 186V187H52ZM58 186V184H57ZM65 186V185H64ZM105 186V185H104ZM103 186V187H104ZM107 186V185H106ZM109 186V185H108ZM258 186V185H257ZM260 186V185H259ZM56 187V186H55ZM78 187V185H77ZM91 187V186H90ZM116 187V186H115ZM146 187V186H145ZM193 187V186H192ZM206 187V188H205ZM211 187V186H209ZM261 187L263 188L264 190V184L261 185ZM57 188V187H56ZM59 188V187H58ZM106 188V187H105ZM137 188V187H136ZM148 188V187H146ZM248 188V189H249ZM177 189V188H176ZM175 189V190H176ZM179 189V188H178ZM215 189V187H214ZM59 190V189H58ZM91 191H93L92 189H90ZM110 190V189H109ZM208 190V191H209ZM217 190V189H216ZM31 191V190H30ZM100 191V190H99ZM98 191V192H99ZM147 191V189H146ZM178 191V190H177ZM180 191V190H179ZM195 191H199L198 189H196ZM250 191V190H249ZM28 192V191H27ZM32 192V191H31ZM94 192V191H93ZM102 192V191H100ZM99 192V193H100ZM224 192V191H223ZM222 192V193H223ZM229 192V191H228ZM26 193V192H25ZM96 193V191H95ZM115 193V192H114ZM114 193H111V194H114ZM162 193V192H161ZM221 193V192H220ZM225 193V192H224ZM223 193V194H224ZM29 193H27V195H22L21 194V197L22 198H19L18 197H15L14 200L15 201H19L18 203H21L22 205H20V213H22L23 215L25 216H29L31 218V216H33V218H35V220L37 222H42V217L41 215L39 214L40 211H37V209L33 208L30 201L32 200V195H28ZM92 194V193H91ZM166 193H164V196H165ZM169 194V193H168ZM167 194V195H168ZM199 194V193H198ZM201 194V193H200ZM118 195V194H117ZM219 195V194H218ZM163 196V195H161ZM195 196V197H194ZM222 196V195H221ZM226 196V195H224ZM231 196V198L233 197ZM12 197V196H11ZM60 197V196H59ZM113 197V196H112ZM158 197V196H157ZM160 197V196H159ZM170 197V196H169ZM200 197V196H199ZM248 197V196H247ZM71 198V197H70ZM91 198H92V195H91ZM104 198V197H103ZM226 198V199H225ZM89 199V198H88ZM111 199V197H110ZM113 199V198H112ZM119 199V198H117ZM116 199V201H117ZM127 199V198H126ZM160 199V198H159ZM235 199V200H237ZM249 199V198H248ZM2 200V199H1ZM64 200V199H63ZM90 200V199H89ZM92 200V199H91ZM109 200V199H108ZM115 200V199H114ZM237 200V201H238ZM245 200V199H244ZM243 200V201H244ZM254 200V199H253ZM252 200V202H253ZM12 201V200H11ZM121 201V200H120ZM236 201V203H238ZM251 201V199H250ZM257 201V200H255ZM33 202V201H32ZM78 202V201H77ZM104 202V201H103ZM131 202V201H130ZM163 202V201H162ZM230 201H228L229 203ZM37 204L38 202H36L34 200V203L33 204ZM66 203V201H65ZM115 203V202H114ZM113 203V204H114ZM122 203V202H121ZM125 204L127 203L124 202ZM123 203V204H124ZM129 203V201H128ZM151 203V202H150ZM155 203V201H154ZM161 203V201H160ZM227 203V204H228ZM242 203V202H241ZM246 203V202H245ZM257 203V202H256ZM262 203V202H261ZM64 204V203H63ZM103 204V203H102ZM113 204H112V208H113ZM118 204V203H117ZM115 204V205H117ZM121 204V205H123ZM132 204V203H131ZM231 204V203H230ZM233 205L231 206H234L235 202H232ZM17 205V204H16ZM67 205V204H65ZM120 205V204H119ZM155 205V204H154ZM259 205V204H257ZM263 205V203H262ZM261 205V206H262ZM108 206V205H107ZM134 206V205H133ZM236 207H238L237 205H235ZM5 207V206H4ZM66 206L62 207L63 209L65 208ZM109 207V206H108ZM111 207V206H110ZM230 207V206H229ZM240 207V206H239ZM242 207V206H241ZM19 208V207H18ZM61 208V207H60ZM80 208V207H79ZM247 208V207H246ZM257 208V206H256ZM263 208V206H262ZM6 209V207H5ZM5 209H3V213L5 214ZM16 209V208H15ZM260 209V208H259ZM14 210V209H13ZM13 210H11L13 212ZM46 210V209H45ZM53 210H56V209H53ZM59 210H62V209H59ZM110 210V209H108ZM113 210V209H112ZM110 210V211H112ZM261 210V209H260ZM9 211V210H8ZM10 211V212H11ZM15 211V210H14ZM63 211V210H62ZM85 211V210H84ZM95 211V210H94ZM109 211V212H110ZM183 211V213H184ZM253 211V210H252ZM2 210L0 208V214H1ZM43 212V211H42ZM47 212V211H46ZM57 212V210H56ZM64 212H65V209H64ZM103 212V211H102ZM143 212V211H142ZM174 211V213H177ZM2 213V215H4ZM17 213V212H16ZM151 213V216L150 214ZM177 213V214H178ZM187 213V212H186ZM246 213V212H245ZM248 213V212H247ZM261 213V212H260ZM9 214L6 213L5 215ZM15 214V213H14ZM60 214V212H59ZM58 214V216H60ZM62 214V213H61ZM68 214V213H67ZM71 214V213H70ZM107 214V213H106ZM160 214V215H159ZM252 214V213H251ZM255 215L257 213H254ZM4 215V216H5ZM12 215V214H11ZM10 215V216H11ZM46 215V213H45ZM64 216V214H62ZM172 215V214H171ZM250 215V214H249ZM248 215V216H249ZM253 215V214H252ZM251 215V216H252ZM262 215V214H261ZM9 216V217H10ZM14 216V215H13ZM48 216V215H47ZM57 216V215H55ZM102 216V215H101ZM179 216V215H177ZM181 216V214H180ZM186 216V214H185ZM246 216V215H244ZM251 216H250V221L252 220L251 219ZM27 217L26 220L29 219V221L31 222L30 218ZM44 217V216H43ZM53 218V216H51ZM50 217V218H51ZM62 216H60L61 218ZM65 217V216H64ZM67 217V216H66ZM187 217V216H186ZM189 217V216H188ZM263 217V216H262ZM12 218V217H11ZM9 218V220L11 219ZM16 218V217H14ZM12 218V219H14ZM49 219V218H45V221L46 223L48 224V227L49 226H56V222H57V219L58 221H60L61 219L58 218V217H54L53 219ZM76 218V217H75ZM102 218V217H101ZM178 218V217H176ZM183 218V216H182ZM222 218V219H220ZM226 218V219H225ZM254 219H256L255 217H253ZM5 218H3V221H4ZM6 219H8L6 217ZM18 219V218H17ZM16 219V220H17ZM20 219V218H19ZM22 219V218H21ZM157 219V218H155ZM173 220H175L174 218H172ZM180 219V218H179ZM78 220V219H77ZM82 220V219H81ZM80 220V221H81ZM134 220L137 221L136 223H133L132 221ZM163 220V219H162ZM185 220V219H184ZM34 220H32V223ZM63 221H66L67 225L66 227H68L70 224H71V221L68 220L67 218L64 219L63 218ZM73 221V220H72ZM107 221V222H108ZM161 221V220H159ZM2 221H0L1 223ZM5 222V221H4ZM16 222V221H15ZM44 221L43 223H40L38 226H40L41 224L42 225H47ZM65 223V224H66ZM79 223V221H78ZM105 222H103L104 224ZM179 223V222H177ZM251 223V222H249ZM65 224H62V225H65ZM83 224V223H82ZM99 224V223H98ZM102 224V223H101ZM106 224V223H105ZM41 225V227H42ZM59 225V224H57ZM61 225V226H62ZM79 225V224H78ZM1 227L2 226H5V224H2L0 225ZM60 226V225H59ZM71 226V225H70ZM69 226V235L71 236H75L77 232H74L73 230H71V227ZM74 226V225H73ZM83 226V225H82ZM165 226V225H164ZM40 227V228H41ZM46 227V226H45ZM44 227V228H45ZM85 227V226H84ZM55 228V227H54ZM62 228H65L64 226H62ZM74 228V227H72ZM113 228V229H114ZM223 228L224 231L222 230L221 234L219 233V230ZM1 229V228H0ZM45 229H42V232L44 230V233H45ZM56 229H57V226H56ZM61 229V228H59ZM77 229V228H74V230ZM51 230V228H50ZM55 230V229H54ZM58 230V229H57ZM55 230V231H57ZM66 230V229H65ZM23 231V230H22ZM25 231H28L27 229ZM24 231V232H25ZM33 231V230H32ZM62 231V230H61ZM34 232V231H33ZM60 232V231H59ZM64 232V231H63ZM82 232H84L82 230ZM96 232V231H95ZM36 233V232H35ZM47 233V232H46ZM66 233V232H65ZM102 233V232H101ZM218 233V234H217ZM23 234V233H22ZM25 234V233H24ZM48 234V233H47ZM52 234V233H51ZM54 234V233H53ZM57 234V232H56ZM79 234V233H78ZM82 234V233H81ZM86 234V233H85ZM85 234H83L85 236ZM89 234V232H88ZM86 234V235H88ZM18 235V234H17ZM31 235V234H29ZM50 235V234H49ZM68 235V236H69ZM95 235V233H94ZM99 235V233H98ZM102 235V234H101ZM19 236V235H18ZM28 235L26 234V236H22V237H27ZM47 236V235H46ZM56 236V235H55ZM58 236V235H57ZM60 236V235H59ZM65 236V235H64ZM67 236V235H66ZM70 236V237H71ZM78 236V235H77ZM80 236V235H79ZM29 237V236H28ZM61 237V236H60ZM76 237V236H75ZM89 237V236H88ZM95 237V236H93ZM118 237V235H117ZM57 238V237H56ZM63 238V237H62ZM66 238V237H64ZM80 238V237H79ZM97 238V237H96ZM100 238V241L102 236L101 237H98ZM120 238V237H119ZM123 238V240H124ZM27 239V238H26ZM94 239V238H93ZM122 239V238H120ZM20 240V239H19ZM54 240V239H53ZM52 240V241H53ZM60 240V239H58ZM67 240V239H66ZM83 240V239H82ZM25 240H23L24 242ZM70 241V240H69ZM96 241V239H95ZM106 240H104L105 242ZM20 242V241H19ZM31 242V241H30ZM57 242V241H56ZM61 242V241H59ZM72 242V241H70ZM83 242V241H82ZM91 242V240H90ZM127 242V243H128ZM52 243V242H51ZM66 243V242H64ZM64 243H62V246L65 245ZM93 243V241H92ZM23 244V243H22ZM28 244V243H27ZM50 244V243H49ZM56 244V243H55ZM70 244V243H69ZM26 245V244H24ZM71 245V244H70ZM69 245V246H70ZM103 245V242H95V246H97L98 248L102 247ZM106 246V244H104ZM68 246V245H67ZM94 246V247H95ZM129 246V244H128ZM50 247V246H48ZM53 247V246H52ZM55 247H60L61 246L58 244L56 245ZM64 247V246H63ZM33 248V247H32ZM54 248V247H53ZM57 248V250H58ZM59 248V249H60ZM65 248V247H64ZM71 248L74 249V247L71 246ZM85 248V247H84ZM107 248V247H106ZM18 249V248H17ZM20 249V248H19ZM56 249V248H54ZM90 249V247H89ZM93 249V248H92ZM95 249V248H94ZM51 250V248H50ZM57 250H55L57 252ZM66 252H67V249L65 248ZM70 250V249H69ZM91 250V249H90ZM89 250V251H90ZM6 251V250H5ZM18 251V250H17ZM21 251V250H20ZM30 251V250H29ZM54 251V250H53ZM64 251V250H63ZM97 249L96 251L94 250V254L97 253ZM101 251V250H99ZM125 251H127V249H125ZM24 252V250H23ZM49 252V251H48ZM60 252V251H59ZM93 252V251H92ZM91 252V253H92ZM96 252V253H95ZM102 252V251H101ZM128 252V251H127ZM165 252V251H164ZM163 252V253H164ZM3 253V251H2ZM58 253V252H57ZM56 253V254H57ZM72 253V252H71ZM85 253V252H84ZM100 252H98V256H97V261L99 264H102V260L104 259V253L103 254H99ZM168 253V252H167ZM1 254V253H0ZM55 254V256H56ZM59 254V253H58ZM62 254V252H61ZM64 254V253H63ZM67 254L69 255L70 253L67 252ZM81 254V253H80ZM88 254V253H87ZM86 254V255H87ZM128 254V253H127ZM24 255V254H23ZM65 255V254H64ZM91 255V254H89ZM168 255V254H167ZM22 256V255H21ZM54 256V257H55ZM82 256V255H81ZM170 256H167L168 258ZM31 257V256H30ZM30 257H28V254H25V257H24V261L27 263L30 262ZM57 257H60V255ZM62 257H65V256H62ZM67 257V256H66ZM70 257V256H69ZM68 257V258H69ZM88 257V256H87ZM91 257V256H90ZM172 257V258H173ZM32 258V257H31ZM71 258V257H70ZM82 258V257H81ZM89 258V257H88ZM171 258V257H170ZM175 258V260H176ZM200 258V259H201ZM66 258H64L65 260ZM85 259V258H84ZM148 259V258H146ZM198 259V258H197ZM202 259V260H203ZM256 259V261H255ZM60 260V259H58ZM68 260V259H67ZM81 260V259H80ZM83 260V259H82ZM94 260V258H93ZM95 260V261H96ZM119 260V259H118ZM144 260V259H143ZM166 260V259H165ZM252 260H254L255 262L252 263ZM34 261V259H33ZM57 261V260H56ZM74 261V260H73ZM79 261V259H78ZM88 261V259H87ZM86 260L84 261V264L85 262H87ZM174 261V259H173ZM179 261V260H178ZM80 262V261H79ZM90 261H88L89 263ZM92 262V261H91ZM90 262V263H91ZM135 262V261H134ZM158 262V261H156ZM164 261H162L163 263ZM189 262V261H188ZM194 262V261H193ZM199 262V261H197ZM196 260H195V263H197ZM34 263V262H33ZM67 263V262H66ZM70 263V262H69ZM77 263V262H76ZM75 263V264H76ZM97 263V262H96ZM95 262H93V264H96ZM111 263V262H110ZM148 263V262H147ZM146 263V264H147ZM165 263V262H164ZM167 263V261H166ZM258 263V264H259ZM29 264H32L29 263ZM60 264H62L61 260H60ZM63 264H64V261H63ZM82 264V262L80 263ZM105 264V263H103ZM112 264V263H111ZM115 264H118L115 263ZM142 264V263H141ZM152 264V263H151ZM155 264V263H154ZM179 264V263H178ZM183 264V262L181 263ZM185 264V262H184ZM190 264V263H189ZM209 264V262H208ZM257 264V263H256Z\"/></svg>",
  "mask_w": 264,
  "mask_h": 264
}]
</instances>
